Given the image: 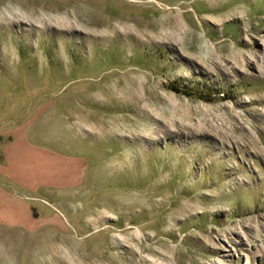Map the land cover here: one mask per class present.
Here are the masks:
<instances>
[{"label":"rangeland","instance_id":"1","mask_svg":"<svg viewBox=\"0 0 264 264\" xmlns=\"http://www.w3.org/2000/svg\"><path fill=\"white\" fill-rule=\"evenodd\" d=\"M0 230L13 264H264V0H0Z\"/></svg>","mask_w":264,"mask_h":264},{"label":"crops","instance_id":"2","mask_svg":"<svg viewBox=\"0 0 264 264\" xmlns=\"http://www.w3.org/2000/svg\"><path fill=\"white\" fill-rule=\"evenodd\" d=\"M16 249L15 243L11 239V232L0 230V264H13L15 256L18 254Z\"/></svg>","mask_w":264,"mask_h":264},{"label":"trees","instance_id":"3","mask_svg":"<svg viewBox=\"0 0 264 264\" xmlns=\"http://www.w3.org/2000/svg\"><path fill=\"white\" fill-rule=\"evenodd\" d=\"M172 87L174 88V90H176V91H180L181 90V88L177 85V83H172Z\"/></svg>","mask_w":264,"mask_h":264}]
</instances>
